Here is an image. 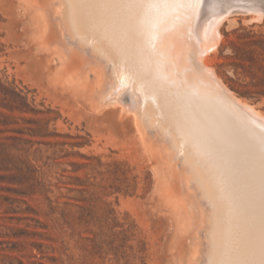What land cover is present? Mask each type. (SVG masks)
Wrapping results in <instances>:
<instances>
[{
    "label": "rangeland",
    "instance_id": "obj_1",
    "mask_svg": "<svg viewBox=\"0 0 264 264\" xmlns=\"http://www.w3.org/2000/svg\"><path fill=\"white\" fill-rule=\"evenodd\" d=\"M207 1L182 0L165 8L162 27L177 25L178 32L142 43L148 76L166 91L167 103L174 100L172 111L182 109V89L197 108L225 109L257 131L256 138L237 134L228 124L236 145L224 156L218 152L220 174H236L243 183L264 172V126L204 76L193 53H204L228 89L264 112V13L251 21L252 12L233 6L236 11L217 27L214 45L202 31L212 18ZM58 5L0 0V264H201L208 224L192 210L198 194L192 181L184 183L181 150L173 149L158 123L146 118L138 128L134 113L113 103L112 87H96L93 73L82 77L67 44L47 39L48 15ZM190 143V149L209 151L208 145ZM243 163L251 167L242 171Z\"/></svg>",
    "mask_w": 264,
    "mask_h": 264
},
{
    "label": "bare ground",
    "instance_id": "obj_2",
    "mask_svg": "<svg viewBox=\"0 0 264 264\" xmlns=\"http://www.w3.org/2000/svg\"><path fill=\"white\" fill-rule=\"evenodd\" d=\"M44 1L48 2V0ZM189 1L192 4V0ZM203 1L204 4L206 0ZM241 1H246L249 4ZM181 2L182 0H56L59 5L55 6L52 13L50 11L51 14L49 13L48 22L45 25V30L48 25L50 26L49 33L46 32L47 39L67 44L68 53L73 60L72 65L81 76L89 78V75L93 73L94 76L90 81L96 87L103 88L102 90L105 91L112 87L113 103H121L124 110H131L138 128H141L142 122H146V118L151 125L158 123L157 127L161 132L167 133V139L173 149L181 150L185 164L183 168L185 167L186 171L184 177L182 175L183 179L185 178L184 183L188 184L192 181V185L195 187L194 191L199 197L198 199V197L192 196V210L197 220L202 219L205 215L208 224L206 229L207 246L201 264H264V172L259 170L261 173L252 180H249L248 173L249 178L246 177L250 182L243 184L244 181H247L246 177L243 183L238 179L240 176H235L236 174L231 177L232 174L229 176L230 174L222 172V174L225 173L223 177L220 174L218 159L219 151L223 155L236 143L235 136H233L236 133L233 134L230 129L237 130V134L248 133L255 138L257 131L249 129L245 122L236 116L238 114L234 116L226 112L225 109H221L222 112L218 109L213 110L208 104L199 105L200 107L197 108L192 104L191 95L182 89L177 92V99L184 100L182 109L179 114L172 111L173 99L171 102L168 100L170 104L167 103L166 91L151 76H148L151 67L142 43L160 40L169 33L175 35L178 32L177 25L164 28L162 21L167 13L165 8H174L175 4ZM198 2L196 5H200V1ZM207 2L211 7L209 11H212L209 17L212 18H207L208 22L205 21L206 25L204 24L202 31L209 42L214 45L216 42L219 43L217 39L220 35H218L217 27L226 19L227 15H230L228 13L232 15L236 11V8H232L233 6L243 7L245 12H241L245 14L246 11L247 14L249 11L252 12L254 15L249 17L251 21L259 19L258 17L264 13V0H209ZM235 17H233V21ZM175 40L176 38H173L174 44H176ZM174 44L173 47L176 46ZM211 48L214 46L209 49ZM155 52L157 53V51ZM193 54L194 58L199 60L204 76L218 89L220 88L219 90L222 89L224 96L229 97L250 118L257 121L260 126H264V112L228 89L210 68L208 58L203 55L204 53L195 50ZM206 54L208 53L206 52ZM189 60L192 65V50L189 52ZM109 82L111 85H108ZM164 85L167 87L171 84L165 83ZM171 86L177 88L175 84ZM105 91L104 93H106ZM170 108H172L171 112ZM200 110L204 112H200ZM218 115L224 117L225 121ZM176 116H180L179 119L183 120L181 121L184 122L182 123L183 128L177 126ZM228 124L233 128H230ZM192 140L205 148L208 145L209 151L203 150L202 147L190 149L189 143ZM208 141L211 145L208 144ZM249 141L251 140L249 139ZM247 146L248 144L245 148ZM235 149L239 150V148ZM240 150L239 153L243 151V149ZM252 154L259 156L257 152ZM262 155L261 159L264 161V154ZM237 159L238 157L236 161ZM229 160L227 159V162ZM249 160L252 162L251 157ZM257 161L261 163L260 158ZM246 164L243 163V166L241 165L239 168H244ZM233 165L231 166L233 167ZM250 165L247 164V166ZM257 165L255 166L257 167ZM263 165L264 163L261 167ZM255 166L254 168L258 169ZM241 170L244 171V169ZM249 170L254 169L249 168L248 172Z\"/></svg>",
    "mask_w": 264,
    "mask_h": 264
},
{
    "label": "trees",
    "instance_id": "obj_3",
    "mask_svg": "<svg viewBox=\"0 0 264 264\" xmlns=\"http://www.w3.org/2000/svg\"><path fill=\"white\" fill-rule=\"evenodd\" d=\"M232 89H234L238 94L242 95V96H246L249 95V93L247 91H244L242 89H238L236 87H234L233 85L230 86Z\"/></svg>",
    "mask_w": 264,
    "mask_h": 264
},
{
    "label": "snow or ice",
    "instance_id": "obj_4",
    "mask_svg": "<svg viewBox=\"0 0 264 264\" xmlns=\"http://www.w3.org/2000/svg\"><path fill=\"white\" fill-rule=\"evenodd\" d=\"M262 148H264V138H262Z\"/></svg>",
    "mask_w": 264,
    "mask_h": 264
}]
</instances>
